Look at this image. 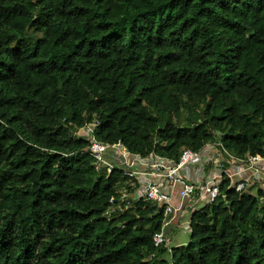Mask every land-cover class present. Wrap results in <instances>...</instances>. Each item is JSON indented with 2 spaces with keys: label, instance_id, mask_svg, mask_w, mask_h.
I'll return each instance as SVG.
<instances>
[{
  "label": "trees",
  "instance_id": "16d2710c",
  "mask_svg": "<svg viewBox=\"0 0 264 264\" xmlns=\"http://www.w3.org/2000/svg\"><path fill=\"white\" fill-rule=\"evenodd\" d=\"M92 123L142 156H264V0H0V264H264V190L227 177L165 259Z\"/></svg>",
  "mask_w": 264,
  "mask_h": 264
},
{
  "label": "built area",
  "instance_id": "2783aa9c",
  "mask_svg": "<svg viewBox=\"0 0 264 264\" xmlns=\"http://www.w3.org/2000/svg\"><path fill=\"white\" fill-rule=\"evenodd\" d=\"M97 123L87 124L79 133L89 141V151L96 169L107 172L119 169L134 180L121 198V210L134 200L145 199L162 213L160 231L153 236L156 247L170 251L167 236L179 226L184 211L192 212L198 205L213 203L220 195V183L229 179V187L237 192L248 191L256 183L264 184V156L237 157L221 142L207 143L200 151L185 149L178 160L156 152L146 156L126 149L122 142L103 143L96 138ZM180 198L178 204L175 199ZM110 215V213H108ZM190 222V221H189Z\"/></svg>",
  "mask_w": 264,
  "mask_h": 264
},
{
  "label": "rangeland",
  "instance_id": "374dc122",
  "mask_svg": "<svg viewBox=\"0 0 264 264\" xmlns=\"http://www.w3.org/2000/svg\"><path fill=\"white\" fill-rule=\"evenodd\" d=\"M254 182L256 183L253 184V189L251 191L252 193H255L256 190L259 188H262L264 190V184L262 185L261 183H258L260 181H257L256 179L254 180ZM179 201L180 198L175 199L176 204H178ZM196 208L197 209L202 208V206L198 205ZM112 210L113 209H111L110 211ZM190 217H191V212L184 211V220L188 221ZM190 234H191L190 226L180 224L179 226L174 227L173 230L170 232L169 237L167 238V243H169L172 248L186 245L189 241ZM164 258L167 260L171 259L170 255H166Z\"/></svg>",
  "mask_w": 264,
  "mask_h": 264
},
{
  "label": "clouds",
  "instance_id": "9594fccd",
  "mask_svg": "<svg viewBox=\"0 0 264 264\" xmlns=\"http://www.w3.org/2000/svg\"><path fill=\"white\" fill-rule=\"evenodd\" d=\"M158 154V153H157ZM158 155H160V154H158ZM153 204V203H152ZM155 205V204H154ZM120 208V207H119ZM111 209H113L112 211H110ZM115 210V207H111L110 209H109V211H108V213H112L113 211ZM159 212H161L160 211V209H158V212L157 213H159ZM109 216V215H108ZM179 225H180V223H179ZM170 234V233H169ZM169 237V235L167 236V238ZM168 245H169V247L171 248L170 249V251H168L167 250V255H170L171 256V252H172V247L170 246V244L168 243ZM155 246V245H154ZM156 247V246H155ZM179 247V246H178ZM175 248V247H174Z\"/></svg>",
  "mask_w": 264,
  "mask_h": 264
},
{
  "label": "crops",
  "instance_id": "0c3cea01",
  "mask_svg": "<svg viewBox=\"0 0 264 264\" xmlns=\"http://www.w3.org/2000/svg\"><path fill=\"white\" fill-rule=\"evenodd\" d=\"M190 221V218L188 219V221H185L184 220V215L181 216V219L179 221L180 224H183V225H187V223Z\"/></svg>",
  "mask_w": 264,
  "mask_h": 264
},
{
  "label": "water",
  "instance_id": "95a60500",
  "mask_svg": "<svg viewBox=\"0 0 264 264\" xmlns=\"http://www.w3.org/2000/svg\"><path fill=\"white\" fill-rule=\"evenodd\" d=\"M31 36V38L33 37L32 35H30Z\"/></svg>",
  "mask_w": 264,
  "mask_h": 264
}]
</instances>
